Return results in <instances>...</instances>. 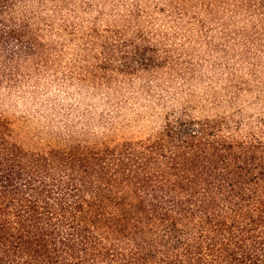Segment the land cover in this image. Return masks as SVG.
Here are the masks:
<instances>
[{
	"label": "trees",
	"instance_id": "obj_1",
	"mask_svg": "<svg viewBox=\"0 0 264 264\" xmlns=\"http://www.w3.org/2000/svg\"><path fill=\"white\" fill-rule=\"evenodd\" d=\"M192 1L0 0V96L70 45L92 53L67 73L81 90L117 92L118 76L168 68L150 12L194 30ZM196 1L208 15L232 4L251 28L243 46L264 54V0ZM112 107L107 129L122 126ZM106 134L65 121L54 142L31 146L0 114V264H264V110L196 116L185 105L144 138Z\"/></svg>",
	"mask_w": 264,
	"mask_h": 264
},
{
	"label": "rangeland",
	"instance_id": "obj_2",
	"mask_svg": "<svg viewBox=\"0 0 264 264\" xmlns=\"http://www.w3.org/2000/svg\"><path fill=\"white\" fill-rule=\"evenodd\" d=\"M197 3L193 0L186 7L193 17L191 23L202 22L194 30L187 23L175 24L170 12H150L154 17L150 42L167 51L172 62L168 68L133 78L118 76L125 83H120L117 92L107 87L81 90L67 73L69 68L79 72L91 63L92 53L65 46L41 66L37 80L28 78L19 88L1 94L0 114L31 146L54 142V133L64 129L65 121L90 135L107 132L111 140L144 138L159 127L163 112L185 105L196 116H257L264 110V54L242 44L241 28L248 34L251 31L248 19L230 12L232 4L214 3L208 15ZM142 27L150 28L144 20ZM117 101L122 126L104 128V119L113 115L112 105ZM37 132L44 134L31 137Z\"/></svg>",
	"mask_w": 264,
	"mask_h": 264
}]
</instances>
